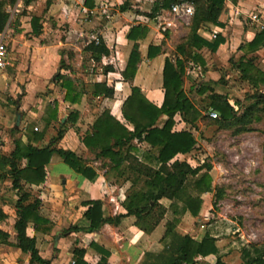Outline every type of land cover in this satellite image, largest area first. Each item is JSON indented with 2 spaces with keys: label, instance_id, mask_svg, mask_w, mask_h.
I'll return each instance as SVG.
<instances>
[{
  "label": "crops",
  "instance_id": "obj_1",
  "mask_svg": "<svg viewBox=\"0 0 264 264\" xmlns=\"http://www.w3.org/2000/svg\"><path fill=\"white\" fill-rule=\"evenodd\" d=\"M26 1H22L28 10L22 19V26L26 27L23 32L33 33L34 41L31 42L34 46L26 76L18 75L16 80L11 79L7 71L14 65L10 46V64L0 72L3 78L0 81V152L10 156L17 139L42 148L51 142L59 130H63L62 138L54 142L53 147L74 151L95 172V176L88 179L68 165L58 153H53L46 165L45 181L39 185L25 184V188L40 200L41 213L50 220L52 228L50 232L43 233L35 230L30 223L28 234L36 236L41 255L50 259L52 264H77L73 253L76 247L85 251V264H162L166 243L170 239L165 237L167 218H163L150 232L139 228L137 218L126 215L127 210L123 206L131 186L129 172L124 166L115 167V163L107 157H98L82 139L105 110L128 129H133L122 113L123 102L131 93V85L139 86L150 101L161 106L164 101L163 68L167 57L174 63L178 57L183 59V88L193 101L199 102L200 106L194 101L201 111L195 126L176 115L175 130L189 129L197 139L194 128L205 118L212 120L209 115L213 109L211 92H198L203 85L225 94L237 110L240 107L242 110L250 100L249 94L264 92V84L254 87L242 77L241 70L233 62L237 63L241 57L253 58L254 65L264 71V45L255 51L244 48L261 30L247 16L264 7V0H225L220 23L207 22L197 29V33L206 40L212 41L217 34H221L224 42L216 51L208 46H192L189 48L190 56L180 53L177 46L189 36L192 15L179 16L181 20H175L173 17L177 15L171 8L162 9L152 18L147 14L152 11L156 0H130L132 7L124 11L119 6L126 0H29L27 4ZM42 3H46L45 9L41 13H34V9ZM33 16L41 18L39 32L33 29ZM138 25L146 26L147 33L137 39L128 38L131 28ZM12 34L14 29L8 27V45L11 40L8 38ZM100 40L106 44L109 53L96 61L86 46L91 41L98 43ZM135 43L139 45L141 60L134 79L130 81L124 78L122 71L127 66ZM150 45L161 48L153 58L148 57ZM194 56H201V59H194ZM86 61L91 62V67H87ZM106 66L112 69L105 71ZM227 67L235 71L242 84L247 86L243 96L229 92L231 81L229 75L223 73ZM58 72L63 74V79H56ZM86 73L91 79L84 78L83 74ZM96 82L112 87L113 96L95 95L93 85ZM69 84L72 89L68 93ZM18 93H22L20 100L15 97ZM167 118L162 114L156 125L163 126ZM131 144L141 152L150 149L148 143L136 139ZM195 148L186 154L179 153L173 160H187L193 166L203 164L204 160L192 156ZM128 162L126 160V164ZM27 163L28 159L24 158L20 166ZM212 167L211 164L210 174L213 178ZM12 182V178L4 175L0 169V229L10 234V241L16 242L14 224L18 191L13 188ZM212 184L215 188L216 183L213 181ZM90 200L102 202L105 217L122 214L119 223L106 222L94 231H87L85 228L90 222L84 212ZM161 202L166 206L170 204L166 198ZM211 205L214 207V200ZM210 210L211 207H201L197 216L187 212L175 230L197 240H202L209 230L222 253V260L227 264L242 263L240 248L244 243L233 248L235 242L234 236L229 234L230 224L211 220L208 214ZM73 225L78 226V230L63 232ZM51 235H55V239L49 242ZM92 242L109 253L97 251ZM0 258H3L0 264H21L19 260H23L22 264H31L29 253L11 244H0ZM196 260L197 264H215L217 255L198 256Z\"/></svg>",
  "mask_w": 264,
  "mask_h": 264
},
{
  "label": "trees",
  "instance_id": "obj_2",
  "mask_svg": "<svg viewBox=\"0 0 264 264\" xmlns=\"http://www.w3.org/2000/svg\"><path fill=\"white\" fill-rule=\"evenodd\" d=\"M181 1L193 3L194 12L191 17L189 36L185 42L177 46V50L187 56L191 55L189 48L192 46L197 48L208 46L212 51H216L224 42V37L217 34L212 41H209L201 37L197 29L207 22L220 23L219 18L224 10L225 0H156L152 11L147 15L154 18L162 9H171L173 4ZM16 2L17 0H0V32L6 28L9 21L10 12L7 6H13ZM27 3L29 0L26 1ZM119 7L124 11L131 8L132 3L126 0ZM40 20V17H32L35 32H39ZM146 33V26H133L128 33V38L137 39L138 36ZM263 45L264 30H260L252 41L244 45V48L255 51ZM86 50L96 61L109 53L103 40L98 43L91 41L86 46ZM160 50L159 46L150 45L148 57H155ZM194 59H201V56H194ZM140 60L139 45L135 43L127 66L122 71L124 78L130 81L134 79ZM233 64L241 70L242 77L250 81L254 87L264 84V71L254 65L253 58L241 57L237 63L233 62ZM104 69L109 71L112 67L106 66ZM183 72L182 58L178 57L177 62L174 63L167 57L163 68L164 101L161 106L150 101L139 86L131 85V93L123 102L122 113L124 118L133 125V129H128L108 110H105L91 126V130L84 135L82 141L98 157H107L115 163V167L123 168L124 166V169L129 172L128 179L131 181V186L123 206L127 210L126 215H134L137 218L136 224L139 228L150 232L163 218H167L165 237L170 239L166 243L165 260L162 264H197L198 256L205 257L210 254L217 255L215 264H227L222 260V253L209 230L202 240H197L189 234H180L175 230L187 212L193 216L199 214L203 203L202 195L214 190L209 162L193 166L187 160H173L179 153L191 152L197 144V139L191 130L174 129L176 115L179 114L192 126L196 125L201 116L200 109L183 88ZM63 77L61 72L56 74V79H63ZM71 89L69 84L68 93ZM208 90L211 92V107L219 112L218 117L212 118V121L220 128L241 133L253 130L255 123H262L264 132V92L255 91L249 94L248 103L242 110L241 107L237 110L225 94L216 92L210 86H200L198 92L204 93ZM93 93L111 97L114 89L105 83L96 82L93 85ZM162 114L168 118L160 127L156 123ZM62 136L63 130H59L51 142L42 148L31 142L26 144L17 139L16 147L10 156L0 152V169L4 175L12 178L13 188L18 191L17 217L14 224L16 242L10 241V234L0 229V244L15 245L23 252L29 253L31 264H52V262L41 255L36 236L28 234L29 224L32 223L35 230L43 233L50 232L52 226L50 220L41 213L40 200L25 188V184L39 185L45 181L46 165L55 152L74 170L88 179L95 176L94 170L87 166V161L74 151L53 147V143ZM135 139L148 143L150 149L141 152L139 148L131 144ZM124 146H127L125 150L122 149ZM24 158L28 159V163L21 167L20 161ZM126 160L129 161L128 164ZM215 195L214 206L222 195L220 189L216 190ZM163 198L170 200L168 206L161 202ZM87 203L88 209L84 212L90 222L85 228L87 231H94L106 222L118 224L123 216L119 214L105 217L100 200H90ZM74 230H78V226H70L63 232L68 233ZM92 246L101 253H109L94 242ZM240 250L243 260L240 264H264V242L244 243ZM73 253L76 257L75 263H86L83 249L76 247Z\"/></svg>",
  "mask_w": 264,
  "mask_h": 264
},
{
  "label": "rangeland",
  "instance_id": "obj_3",
  "mask_svg": "<svg viewBox=\"0 0 264 264\" xmlns=\"http://www.w3.org/2000/svg\"><path fill=\"white\" fill-rule=\"evenodd\" d=\"M22 1L17 0L15 5L7 6L10 17L6 28L14 29V34L8 38L11 39L9 46L12 48L14 65L7 71L13 80H16L18 75L26 76L29 73L30 56L34 46L31 42L34 41L33 33L23 32L26 27L22 26L24 23L22 19L28 14V10L25 9ZM45 6L46 3H42L34 9V13H41ZM173 19L181 20L179 16H174ZM86 65L91 67V62L86 61ZM224 72H226L225 76L229 75L231 81L229 92L243 96L247 86L242 84L238 74L229 68ZM83 76L86 80L91 79L89 73ZM21 96L22 93H18L15 97L20 100ZM194 101L200 106L197 100ZM199 124L194 128L198 146L192 156L212 164L213 181L216 183L213 191L203 194L202 208L211 207L208 213L211 220L230 224L229 234L234 236L235 242L233 248L247 242H264L263 124L255 123L253 130L241 133H234L232 129H222L208 118L203 119ZM218 189L222 195L217 200V205L213 207L211 201L215 199V192ZM54 239L55 235H51L49 242ZM19 262L22 264L23 260Z\"/></svg>",
  "mask_w": 264,
  "mask_h": 264
},
{
  "label": "built area",
  "instance_id": "obj_4",
  "mask_svg": "<svg viewBox=\"0 0 264 264\" xmlns=\"http://www.w3.org/2000/svg\"><path fill=\"white\" fill-rule=\"evenodd\" d=\"M172 11L177 16H190L194 12V5L190 1H181L172 5ZM247 18L261 30H264V7L250 13ZM7 30L8 27L3 32H0V72L10 64L11 51L6 42ZM209 115L212 118H217L219 112L211 109Z\"/></svg>",
  "mask_w": 264,
  "mask_h": 264
},
{
  "label": "water",
  "instance_id": "obj_5",
  "mask_svg": "<svg viewBox=\"0 0 264 264\" xmlns=\"http://www.w3.org/2000/svg\"><path fill=\"white\" fill-rule=\"evenodd\" d=\"M18 121H19V117H18ZM55 241H57V240H55Z\"/></svg>",
  "mask_w": 264,
  "mask_h": 264
}]
</instances>
